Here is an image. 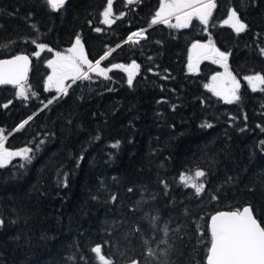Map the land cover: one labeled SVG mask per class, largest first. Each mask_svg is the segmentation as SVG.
I'll return each instance as SVG.
<instances>
[{"label":"trees","instance_id":"obj_1","mask_svg":"<svg viewBox=\"0 0 264 264\" xmlns=\"http://www.w3.org/2000/svg\"><path fill=\"white\" fill-rule=\"evenodd\" d=\"M214 2L207 25L194 15L177 28L175 16L152 24L161 0H113L110 24L108 0H66L57 10L47 0H0V57L32 60L27 98L0 84V138L9 151L33 149L30 163L12 157L0 167V264H100L99 255L112 264H207L214 211L250 204L264 227V84L254 91L245 80L264 76V0ZM230 10L243 32L225 23ZM76 36L90 62L107 54V78L69 80L63 95L46 89L47 60ZM197 41L228 54L239 100L206 87L216 61L189 69ZM37 44L46 45L39 56ZM196 170L205 172L199 196L180 179Z\"/></svg>","mask_w":264,"mask_h":264},{"label":"snow or ice","instance_id":"obj_2","mask_svg":"<svg viewBox=\"0 0 264 264\" xmlns=\"http://www.w3.org/2000/svg\"><path fill=\"white\" fill-rule=\"evenodd\" d=\"M131 3L132 0H129ZM113 0H108V6L103 12L104 23L110 24L109 20L111 13ZM47 4L52 10L62 8L66 4V0H47ZM216 7L214 0H161L160 8L155 13V17L152 20L153 24L156 23H168L170 18L175 16L177 23L171 25L172 27L183 28L187 26V22L195 15L199 20L207 25L209 18L212 15V10ZM31 15V14H30ZM124 15L121 13V16ZM231 23V26L237 33H241L245 30L246 25L238 18L237 13L234 10H230L228 20L225 23ZM35 27V26H33ZM101 29L97 28L99 32ZM141 33H133L128 37V40H132L133 36L140 35ZM33 43H36L33 41ZM37 47L43 50L46 45L37 44ZM193 52L197 57L208 58V56L216 57V62H226L228 54L221 52L210 41L209 43L195 42L191 46ZM50 50V49H49ZM261 53L264 54V48L261 49ZM36 56L40 55V52L35 53ZM107 55V54H105ZM105 59L101 56L95 63L88 61L83 52V45L79 36L75 37L74 43L68 49V54H62L60 52L55 53V59L47 62L48 67L52 69L51 74L47 77L46 89L55 87L57 93L63 95L66 94L68 85L64 82L71 79L73 82L77 80H90L92 77L89 73H97L99 76L107 78L108 69L102 68L101 61ZM29 64V57L27 55L19 54L13 56L11 59H0V84H14L16 85L19 97L27 98L28 90L24 87V81L27 76ZM86 65L87 70H84ZM194 65L189 63V69ZM124 67L123 65H113V68ZM137 64L133 61L125 68L128 72L127 83L129 86L133 84V75L137 69ZM249 84L253 86V90H256V84H264V76L255 74L254 76L246 77ZM211 88L217 96L229 97V103L240 99L239 83L236 78L228 74V78L220 80L218 76L212 77V83L206 85ZM53 101L49 100L51 104ZM10 103V102H9ZM7 107V105H5ZM32 117H28V120L24 121L27 124ZM211 127V125H204ZM23 127V125H21ZM44 142L41 141V144ZM119 141L116 142L113 147H117ZM39 146H37V150ZM33 149L30 147H24L17 151H9L4 148L2 138H0V167H4L12 157H20L26 163H30L32 160ZM24 167V164L20 165ZM205 175L204 171H197L195 178L181 175V181L185 186L195 189V194L199 196L204 190L203 183H197L196 180ZM166 186V185H165ZM132 191V189H129ZM116 197L113 196V200ZM213 199H216L214 196ZM158 217H151L150 222L153 226L156 225ZM3 225V220H0V226ZM169 229L165 226V235L168 234ZM211 232V247L207 256V264H264V227L257 222L253 216L252 209L248 206L243 207L242 210L235 211H221L217 212L211 217L210 223ZM92 251L100 254L101 247L95 246ZM154 250H150L151 255ZM100 264H112L111 261L106 260L103 255H99ZM131 264H139L138 261L133 260Z\"/></svg>","mask_w":264,"mask_h":264},{"label":"rangeland","instance_id":"obj_3","mask_svg":"<svg viewBox=\"0 0 264 264\" xmlns=\"http://www.w3.org/2000/svg\"><path fill=\"white\" fill-rule=\"evenodd\" d=\"M104 12V11H103ZM103 16V15H102ZM228 17H229V15H228ZM228 17L225 19V21L226 20H228ZM113 17H112V13H110V15H109V20H111ZM103 20H104V16H103ZM229 24H231L230 22H229ZM141 33L140 35H137V36H133V38H135V37H138V36H141V35H143V30H135L134 32H132V34L133 33ZM131 34V35H132ZM208 43H209V41H207ZM211 42V41H210ZM72 46V45H71ZM71 46H69L68 48H66V50H64V51H53L52 52V55H51V57L47 60V62L49 61V60H52V59H55V53L56 52H60V53H62V54H65V55H67L68 54V49L71 47ZM41 51V49H39L38 47H37V50L35 51V53L36 52H40ZM83 52H84V55L86 56V58L88 59V57H87V55L85 54V51H84V49H83ZM203 59H205L204 57H197V55H196V53L195 52H193V50H191L190 51V61H191V63L194 65L193 67H192V69L193 70H198V68H199V64H200V62L203 60ZM208 59H211V60H214V61H216V57H214V56H208ZM88 61H89V59H88ZM219 65H220V69L218 70V71H216L215 73H213L210 77H209V79L206 81V85H210L211 83H212V77L213 76H218L219 78H220V80L222 81V80H225V79H227L228 78V74H230L231 76H233V77H235L236 78V80H237V82L239 83V85H240V79L237 77V76H235L233 73H232V71L228 68V66H227V63L226 62H217ZM85 67H86V65L84 66V70H85ZM51 72H52V69L51 68H49V73H48V76L51 74ZM255 74H250V75H247V76H245V80L248 82V80L246 79V77H248V76H254ZM47 76V77H48ZM69 80H71V79H68V80H66L64 83L65 84H67L68 83V81ZM260 84L259 83H257L256 84V87H258ZM252 86V85H251ZM253 87V86H252ZM51 88H55V87H51ZM209 88V87H208ZM212 92H214L211 88H209ZM215 93V92H214ZM221 97V96H220ZM222 98V97H221ZM223 99H227V100H229L230 98L229 97H223ZM3 140V139H2ZM5 148V147H4ZM198 170H196V171H194V172H192V173H189V174H184V176H188V177H193V178H195V173L197 172ZM199 171H201V170H199ZM196 182L197 183H201L200 182V178H198L197 180H196Z\"/></svg>","mask_w":264,"mask_h":264},{"label":"water","instance_id":"obj_4","mask_svg":"<svg viewBox=\"0 0 264 264\" xmlns=\"http://www.w3.org/2000/svg\"><path fill=\"white\" fill-rule=\"evenodd\" d=\"M19 54L27 55V56L29 57L28 71H27V76H26V79H27L28 74H29V69H30V66H31V56H30L28 53H25V52H18V53H15V54H13V55H10V56L0 57V59H11L13 56H16V55H19ZM26 79H25V80H26ZM245 206H248V207L251 208L250 204H245V205L241 206V207L238 208V209H239V210H242L243 207H245ZM251 209H252V208H251ZM235 210H237V209H218V210L214 211V212L210 215V217H209V219H208V227H209V231H210L211 217H212L213 215H215L217 212H221V211H235ZM252 212H253V211H252ZM253 216H254V218L257 220V222L261 225V227H263L262 224H261V223L259 222V220L257 219V217L254 215V213H253ZM210 233H211V232H210ZM210 247H211V241H210V245H209V247H208L207 254H206V262H207V256H208V252H209Z\"/></svg>","mask_w":264,"mask_h":264},{"label":"bare ground","instance_id":"obj_5","mask_svg":"<svg viewBox=\"0 0 264 264\" xmlns=\"http://www.w3.org/2000/svg\"><path fill=\"white\" fill-rule=\"evenodd\" d=\"M140 31V30H139Z\"/></svg>","mask_w":264,"mask_h":264}]
</instances>
